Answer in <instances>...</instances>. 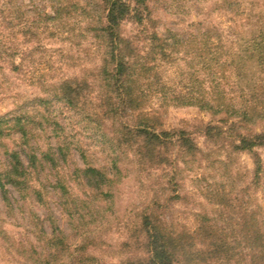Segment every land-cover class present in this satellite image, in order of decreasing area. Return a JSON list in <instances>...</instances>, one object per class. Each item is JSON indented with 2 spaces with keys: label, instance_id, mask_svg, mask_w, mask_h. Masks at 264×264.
I'll return each mask as SVG.
<instances>
[{
  "label": "rangeland",
  "instance_id": "obj_1",
  "mask_svg": "<svg viewBox=\"0 0 264 264\" xmlns=\"http://www.w3.org/2000/svg\"><path fill=\"white\" fill-rule=\"evenodd\" d=\"M69 1L75 9L61 20L46 22L40 43L42 50L37 54L51 61L56 50L68 49L72 59L67 64V74L84 78L96 90L95 78L101 58L95 51L98 41L88 27L99 22L102 10L98 0ZM128 2L134 5L132 0ZM16 5L28 19L52 14L48 0H16ZM136 9L142 21L138 23L134 17L127 19L119 32L121 37L137 45L145 64L154 63L155 68L148 80L151 90L146 94L144 105L127 110L120 119L132 127L139 117L153 114L160 123L158 129L182 131L188 136L193 155L174 145L166 157L170 165L140 171L128 156L114 157L105 137L82 132L80 144H70L67 161L58 160L55 167L47 165L31 181L38 196L30 193L22 202L16 191L6 186L10 189L13 211L3 206L0 198V264H123L135 260L145 255L143 245L136 242L137 234L139 242L144 239V234L138 233L141 214H152L177 232L196 228L202 215L221 223L222 208L215 207L204 190L210 184L222 183L227 192L232 188L231 193L224 194H228V203L234 206L233 217H239L238 208L241 202H246L248 214L256 209L264 221V187L258 191L252 183L253 153H232L233 134L259 132L264 123L251 117L245 123H237L239 128H236L231 123L238 122V117L228 111L230 106L236 110L248 107L250 89L264 81V66H259L256 60L264 48V0H146V10L137 5ZM163 38L167 39V45L166 55L162 57L157 46ZM75 44L80 51L72 47ZM0 46V116L17 107L27 109L33 121L28 127L31 145L37 151L50 149L51 152L56 145L55 133L46 126L41 129L33 101L41 91L33 81L10 70L12 63L22 65L21 51L9 57L10 51L4 49L6 45L0 41ZM62 74L63 71L57 70L47 82H57ZM215 75L223 82L220 98L223 104L218 111L172 103L176 91L184 95L195 91L213 102L208 80ZM134 95L138 96V91ZM94 104L102 121L100 131L109 138L115 136L120 119H112L111 114L102 116L105 106H98L99 101ZM67 121L65 118L61 122L65 125ZM209 126L221 128L222 138L206 139L205 128ZM2 143L8 149H18V134H12ZM115 145L119 150L125 147V144ZM77 146L83 156L76 150ZM254 153L259 156L260 174L264 175V147L254 148ZM1 160L0 155V163ZM111 160L117 163L120 174L111 184V196L107 198H95L71 174L76 166L109 167ZM256 203L259 208L254 206ZM229 210L223 209L230 213ZM28 212L41 219L52 214L64 246L47 248L37 241ZM47 224L44 221L46 233L49 232ZM54 250L57 254L52 256Z\"/></svg>",
  "mask_w": 264,
  "mask_h": 264
},
{
  "label": "trees",
  "instance_id": "obj_2",
  "mask_svg": "<svg viewBox=\"0 0 264 264\" xmlns=\"http://www.w3.org/2000/svg\"><path fill=\"white\" fill-rule=\"evenodd\" d=\"M48 1L51 4L52 14H43L35 20L28 19L20 6L16 5V0H0V41L6 45L4 49L10 51L9 57L20 51L22 56V65L12 63L9 66L10 70L21 73L24 79L33 81V85L39 88L40 96L33 99L36 102L34 105L37 108L39 125L49 127L56 136V145L51 152L50 149L37 151L31 145L28 127L33 121L27 109L17 107L11 113L0 116V155L3 157L0 163V198L9 212L13 211L9 201L10 189L16 191L22 202L30 193L38 196L31 181L37 179L47 165L55 167L58 160L67 161L70 144H80L79 136L82 132L88 133L89 136L98 133L105 137V142L111 144L114 157L128 156L134 167L137 166L136 169L146 172L170 165L166 157L170 152L169 149L174 145L190 156L193 155L194 150L184 132L158 129L160 123L153 114L139 117L132 127L120 119L127 110L133 111L136 107L144 105L146 94L151 90L149 87L151 82L148 80L151 71L155 68L154 63L145 64L137 45L121 37L119 32V27L127 19L134 17V21L138 23L142 21V15L137 11L136 5L146 10V0H132L133 6L128 0H98L102 18L88 27L98 41L95 51L101 58V64L97 69L98 76L95 74L98 82L96 90L93 89L92 83L84 78L78 79L77 76L67 74V64L72 59L68 49L56 50L51 61L37 54L42 50L40 43L46 22L61 20L63 15L71 14L76 7L69 0ZM153 38L156 39L155 35ZM161 43L157 46V52L163 57L166 55L167 39H161ZM252 45L253 43L250 47ZM72 47L80 51L77 44ZM215 60L217 63V59ZM256 60L259 66H264L263 47L257 54ZM57 70L63 71V74L57 77V82L48 83L47 79ZM142 77L144 82L140 81ZM208 83L213 91L214 97L211 99L213 102L207 101L203 95L198 96L191 90L194 94L189 95L188 92L184 95L183 92H174L172 103L196 105L208 111H218L223 104L220 100L223 82L218 75H215L208 80ZM135 91H138V96L134 95ZM247 99V109L236 110L231 106L228 107V111L236 113L238 117V122L231 123L236 128H239L237 123H245L251 117L264 123V81L250 89ZM94 100L99 101L98 106L102 108L105 106L102 116L111 114L112 119H120L115 136L109 138L100 131L102 121L98 119ZM65 118L68 119L66 126L61 122ZM222 133V129L217 126L205 128L208 140L220 139ZM12 134H18L20 142L17 145L18 149H8L2 143ZM233 138L232 153L245 151L253 153L252 183L259 191L264 187V175L260 174L262 167L259 156L254 153V148L264 147V127L259 132L251 131L245 134L236 132ZM115 144H125V147L119 150ZM76 150L83 156L80 147L77 146ZM115 160H111L109 167L78 168L76 166L71 174H75L79 184L87 187L95 198H107L111 196L109 193L111 184L120 174ZM7 185L10 189H7ZM234 186L233 184L232 187ZM225 187L224 184L218 183L204 188L206 196L212 200L215 207L222 208L224 218H221L220 224L219 220L213 221L212 218L202 215L196 228L192 230L186 228L177 232L168 228L152 214H141L138 233L144 234V239L139 242V234H137L136 242L143 245L145 255L123 264H175L179 261L183 264H264V221L258 217L256 209L254 213L248 214L246 202H241L238 208L239 217H233L231 210H234V206L228 203L227 198L232 188L230 187L227 192ZM225 192L228 194L225 195ZM254 206L259 208L257 203ZM224 207L230 208V213L224 212ZM28 216L31 228L36 231L37 241L45 244L47 248L64 246L62 233L55 226L52 214L46 215L43 219L32 212H28ZM44 221L48 223V233L43 228ZM55 251L51 252L52 256L54 253L57 254Z\"/></svg>",
  "mask_w": 264,
  "mask_h": 264
}]
</instances>
